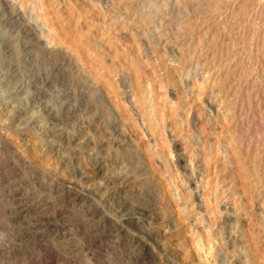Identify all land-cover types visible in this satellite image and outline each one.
<instances>
[{"label": "rangeland", "instance_id": "obj_1", "mask_svg": "<svg viewBox=\"0 0 264 264\" xmlns=\"http://www.w3.org/2000/svg\"><path fill=\"white\" fill-rule=\"evenodd\" d=\"M4 2L0 264H264V0Z\"/></svg>", "mask_w": 264, "mask_h": 264}, {"label": "bare ground", "instance_id": "obj_2", "mask_svg": "<svg viewBox=\"0 0 264 264\" xmlns=\"http://www.w3.org/2000/svg\"><path fill=\"white\" fill-rule=\"evenodd\" d=\"M8 5H7V3H5L4 2V0H0V20H1V23H2V25L3 26H5L6 28H8L12 33H18V34H20L21 35V37H24L25 39H28V40H26V41H32L33 40V37H32V35H33V30H32V28L31 27H29V26H26V25H22V24H20V23H18V19H17V17L15 18V16L13 15V13L12 12H10L8 9ZM29 43V42H28ZM33 46V45H32ZM64 56V55H63ZM63 56L61 55V53L59 52V51H56V50H54V51H49V58H47V60L48 59H50V60H48V61H51V62H53V63H55V61H57V60H59V59H62L63 58ZM48 63H50V62H48ZM56 71V73L55 74H59V73H63V74H67V72H65V71H63V68H59V70H55ZM89 87V86H88ZM88 91V90H87ZM136 104V103H135ZM66 113V112H65ZM53 119L55 120V118L53 117ZM89 125V124H88ZM118 125V123L115 121L114 123H113V126L115 127V126H117ZM92 130V129H91ZM49 131H51V129H49ZM48 131V132H49ZM47 133V132H46ZM49 135V134H48ZM69 138V137H68ZM93 142V141H92ZM96 144H105L104 142H100V143H97V142H95ZM100 154V153H99ZM102 155V154H101ZM182 159H184V158H182ZM93 163H98V159H93V161H92ZM182 163V162H181ZM189 163V162H188ZM191 163V162H190ZM185 164V163H184ZM98 165V164H97ZM180 166H182L183 164H179ZM186 165V164H185ZM185 165L183 166L184 168H185ZM123 168V167H122ZM191 169V168H190ZM79 169H76V170H73L72 172H73V176L75 177V178H78L77 176H79V175H82V173L80 172V171H78ZM94 170H97V169H94ZM192 170V169H191ZM190 170V171H191ZM193 172V171H192ZM194 172H195V170H194ZM100 174H102V173H100ZM193 174V173H192ZM188 175V174H187ZM193 175H195V174H193ZM193 175H189L190 177L192 176V178H194L193 177ZM101 177V176H100ZM105 180H106V182H111V181H115L116 179H117V176L114 174V175H111V174H104L103 176H102ZM121 177V176H120ZM79 178H80V176H79ZM191 178V179H192ZM197 178V177H196ZM197 180V179H196ZM118 181V180H117ZM189 181V180H188ZM195 183H197V182H195ZM200 183V182H199ZM106 184V183H105ZM196 186H197V184H196ZM99 188V187H98ZM194 188H195V186H194ZM70 190L72 191V192H77V189H76V187H70ZM95 192V191H94ZM74 193V194H75ZM200 194V193H199ZM94 194H89V196L91 197V196H93ZM107 195V194H106ZM78 196V195H77ZM86 196V195H85ZM88 196V195H87ZM88 196V197H89ZM100 196H101V194H100ZM74 198H75V196H73ZM73 198V199H74ZM106 198V197H105ZM200 198V197H199ZM204 200V199H203ZM105 201V200H104ZM21 202V201H20ZM101 202V201H100ZM117 202V201H116ZM115 202V203H116ZM149 202V203H148ZM147 202V205L145 204V203H143V202H140V203H138V204H136L135 206H133V211L131 212L132 213V215H138V219L140 220V221H144V220H146L148 217H150V215H151V208H149V205H151V202L150 201H148ZM99 203V202H98ZM26 204V203H25ZM108 204V203H107ZM114 206V205H113ZM130 206H132V205H130V203H129V200L128 201H126V200H120V201H118L117 202V204H116V207H114L115 209H114V211H116L115 212V214H113V215H117L118 217H117V220H115V221H110V220H108L106 217L105 218H103L104 220V223L105 222H107V223H109L111 226H113V227H118V225H121V226H126V225H129L128 223H127V221H124V220H122V219H125V218H127V220L128 219H130V218H132V217H130V212L128 211L129 209H131L132 210V208L130 207ZM28 207V206H27ZM151 207V206H150ZM91 208V207H90ZM95 208V207H94ZM110 208V207H109ZM92 209V208H91ZM105 210H107V209H105ZM26 211V210H25ZM90 212V211H89ZM99 212V211H98ZM111 212V211H110ZM128 212V213H127ZM92 215L94 216V215H96V213H97V211L96 210H93L92 209ZM113 213V212H112ZM107 214V213H106ZM61 216H63V215H61ZM65 216V215H64ZM98 216V215H97ZM104 216V215H103ZM64 218V217H63ZM66 218V217H65ZM60 219H62V218H60ZM100 220H101V218H99ZM54 220V219H53ZM64 220V219H63ZM50 222H52V221H50ZM94 222H95V220H94ZM93 222V223H94ZM100 222V221H99ZM92 223V224H93ZM95 224H96V222H95ZM65 225V223H63V224H61V226H59V229H57V230H61V227H63ZM66 225H69V224H66ZM93 226V225H92ZM95 226V228H97V227H103V226H100L99 224H97V226L96 225H94ZM139 226V225H138ZM57 228V227H56ZM104 228V227H103ZM138 229V228H137ZM56 231V230H55ZM95 231H96V229H95ZM94 231V232H95ZM120 231V230H119ZM143 232V231H142ZM127 233V232H126ZM138 233H140V232H138ZM92 234V233H91ZM94 234V233H93ZM142 234V233H141ZM95 235V238H93V235H92V237L91 238H93V240L92 241H94L93 243L94 244H97V242L99 243H105V242H102L103 241V239H106V237H107V233L105 232V229H103V231L102 232H96V234H94ZM147 235V234H146ZM34 236V238L36 239V238H39L38 236H36V234L35 235H33ZM129 236V235H128ZM127 235H122L121 234V238H129ZM151 236V235H150ZM117 237V236H116ZM119 237V236H118ZM131 238V237H130ZM109 239V238H108ZM140 240V239H139ZM127 241V240H126ZM139 242H141V241H138V243ZM128 244V243H127ZM89 245V244H88ZM145 245V244H144ZM97 246V245H96ZM128 246H129V244H128ZM131 246V245H130ZM129 246V247H130ZM136 246V245H135ZM134 246V247H135ZM95 247V246H94ZM89 248V247H88ZM144 248L145 247H141V245H140V251L142 252V254H144L143 253V250H144ZM138 250V249H137ZM136 250V251H137ZM139 251V250H138ZM137 251V252H138ZM136 254V253H135ZM149 255V254H148ZM136 256V255H135ZM147 256V255H146ZM146 256L145 255H140V256H138L137 258L139 259V260H143V261H145V259H146ZM151 256V255H150ZM149 257V256H148ZM151 258V257H150ZM137 260V259H136ZM153 262V261H152ZM157 262V261H156ZM140 263V262H139ZM143 264V263H142ZM146 264H148V263H146ZM156 264V263H155Z\"/></svg>", "mask_w": 264, "mask_h": 264}]
</instances>
